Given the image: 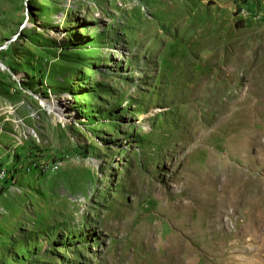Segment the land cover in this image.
I'll return each instance as SVG.
<instances>
[{
    "label": "rangeland",
    "instance_id": "374dc122",
    "mask_svg": "<svg viewBox=\"0 0 264 264\" xmlns=\"http://www.w3.org/2000/svg\"><path fill=\"white\" fill-rule=\"evenodd\" d=\"M0 63V264H264V0H0Z\"/></svg>",
    "mask_w": 264,
    "mask_h": 264
},
{
    "label": "bare ground",
    "instance_id": "6f19581e",
    "mask_svg": "<svg viewBox=\"0 0 264 264\" xmlns=\"http://www.w3.org/2000/svg\"><path fill=\"white\" fill-rule=\"evenodd\" d=\"M0 70L1 71H5V70H7L6 69V67L3 65V64H1L0 63ZM47 102V103H46ZM46 102H43V103H45V104H47V106H48V109H49V111L51 112V113H54L55 114V116H60V108L58 107V103L57 102H55L54 100H51V101H46ZM44 104V105H45ZM11 112V110L9 109V113ZM57 116V117H58ZM193 231V230H192ZM184 237V236H183ZM194 241V240H193ZM195 246V245H194Z\"/></svg>",
    "mask_w": 264,
    "mask_h": 264
},
{
    "label": "water",
    "instance_id": "95a60500",
    "mask_svg": "<svg viewBox=\"0 0 264 264\" xmlns=\"http://www.w3.org/2000/svg\"><path fill=\"white\" fill-rule=\"evenodd\" d=\"M24 26H25V24H24ZM8 44H9V43H7V45H8ZM7 45H6V46H7ZM6 46H5V47H6Z\"/></svg>",
    "mask_w": 264,
    "mask_h": 264
}]
</instances>
